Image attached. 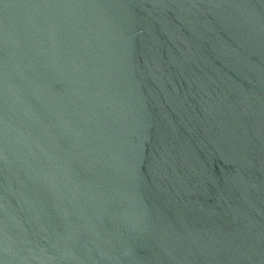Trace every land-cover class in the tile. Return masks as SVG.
<instances>
[{"label": "water", "instance_id": "water-1", "mask_svg": "<svg viewBox=\"0 0 264 264\" xmlns=\"http://www.w3.org/2000/svg\"><path fill=\"white\" fill-rule=\"evenodd\" d=\"M0 264H264V0H0Z\"/></svg>", "mask_w": 264, "mask_h": 264}]
</instances>
